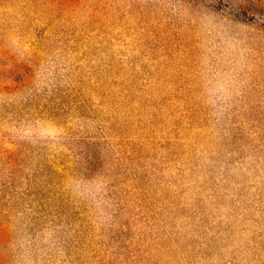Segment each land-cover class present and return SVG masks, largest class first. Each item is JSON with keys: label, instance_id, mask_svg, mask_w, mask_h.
Instances as JSON below:
<instances>
[{"label": "rangeland", "instance_id": "374dc122", "mask_svg": "<svg viewBox=\"0 0 264 264\" xmlns=\"http://www.w3.org/2000/svg\"><path fill=\"white\" fill-rule=\"evenodd\" d=\"M0 264H264V0H0Z\"/></svg>", "mask_w": 264, "mask_h": 264}]
</instances>
